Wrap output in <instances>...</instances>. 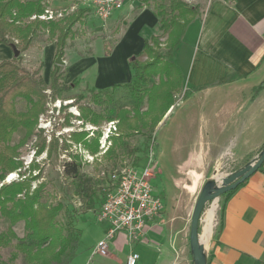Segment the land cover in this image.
Returning <instances> with one entry per match:
<instances>
[{
  "label": "crops",
  "instance_id": "0c3cea01",
  "mask_svg": "<svg viewBox=\"0 0 264 264\" xmlns=\"http://www.w3.org/2000/svg\"><path fill=\"white\" fill-rule=\"evenodd\" d=\"M48 4L57 7L55 10L73 12L69 0H49ZM79 5L87 11L85 21L92 10L89 5ZM138 5L132 0L114 12L109 22L129 20L115 35L114 44L104 51L101 47L97 57L80 55L66 43L60 67L64 84L89 72L95 91L133 80L130 61L141 57L143 42L158 33V19L150 9ZM39 43L41 76L47 82L56 54L55 40ZM34 45L33 40L21 55L22 62ZM11 59L12 50L0 45V62ZM171 61L183 81L162 140H168L171 155L179 158L174 168L177 184L185 188L195 183L194 190L187 192L198 196L217 190L225 178L256 162L264 147V0L213 2L187 26ZM156 145L157 155H162L161 145ZM168 193L160 216L146 224L139 242L130 243L124 234L116 235L102 256L95 252L102 232L70 264H125L131 252L138 254L137 264H196L185 207L173 203ZM199 236L205 264H264V163L228 197L219 221L212 218L207 238L202 233Z\"/></svg>",
  "mask_w": 264,
  "mask_h": 264
},
{
  "label": "trees",
  "instance_id": "16d2710c",
  "mask_svg": "<svg viewBox=\"0 0 264 264\" xmlns=\"http://www.w3.org/2000/svg\"><path fill=\"white\" fill-rule=\"evenodd\" d=\"M43 2L44 0H0V45L10 49L14 47L20 53L17 58L0 62V145L6 144L19 129L24 130L25 138L31 135L39 116L44 111L46 91L49 90L53 98L61 97L63 93L76 88L79 83L78 79L68 85L60 83L61 68L57 65H54L50 72L48 85L42 76H38L36 72L30 74L21 67V55L28 51L41 30H46L55 40V56L58 54L62 56L72 28L77 23H82L85 18L86 10L79 9L62 20L41 21L37 17L45 10ZM140 2L147 8L150 2L155 3L152 12L158 19L160 35L151 36L143 42L141 54L145 56V61L137 58L130 61L133 80L129 84L114 85L103 91L91 90L96 93L95 95L107 96L116 88L123 87L130 91L134 102L131 113L123 110L116 112L117 136L111 137L112 146L103 155L104 161L117 159L119 150L123 153L127 152L128 155L136 154L137 150L129 148L130 138L141 132L153 131L172 107L173 96L180 93L182 86V75L171 61L172 54L180 45L187 26L199 16L196 8L188 6L182 0H140ZM32 17L36 18L32 19ZM161 36H166L163 43H160ZM155 76L158 82L147 86ZM17 99L27 103L25 111H16L14 103ZM144 100L146 107L142 110ZM80 116L94 124L99 122V118L88 109H82ZM87 136L88 133L81 132L73 133L71 137L95 155L98 152L99 135L91 141ZM15 148L6 147L0 150V182L6 174L16 170L13 161ZM143 155L136 158L135 165L142 161ZM77 157H72L70 162L62 165V174L71 180L75 195L84 200L88 212L99 203L96 194L98 185L93 178L81 174V163ZM29 183L30 181H25L0 187V215L8 221L6 231L0 234V247H10L11 241L17 239L13 226L24 221L27 230L25 238L28 242L20 241L15 245V249L23 254L27 264H69L76 255L79 237L72 230L66 234L62 232L56 224L62 209L61 205L50 206L41 202L43 186L30 192ZM22 191H24L23 198L17 199V195ZM233 192L234 190L221 196V211ZM80 232L79 229V236Z\"/></svg>",
  "mask_w": 264,
  "mask_h": 264
},
{
  "label": "rangeland",
  "instance_id": "374dc122",
  "mask_svg": "<svg viewBox=\"0 0 264 264\" xmlns=\"http://www.w3.org/2000/svg\"><path fill=\"white\" fill-rule=\"evenodd\" d=\"M48 1L49 0H44V9L49 6L47 3ZM69 1L73 2L71 0ZM136 1H138V6H142L140 0ZM182 1L188 6L196 8L199 12V16H201L209 9L213 2L218 0ZM80 3L81 2L79 1L73 3L74 10L72 13L68 14L69 16L77 12L79 8L81 9L82 6L79 5ZM77 5H79L78 8L76 7ZM148 6V9L152 11L155 3L150 2ZM50 8L52 10L57 9V7H54L53 5L50 6ZM88 8H90L89 10H92V7ZM68 15L65 17H68ZM109 19L101 20L91 12L86 16L85 21L77 23L72 28V32L66 41V43H68L66 46L78 50L80 55L87 53L97 57V55H100L101 53V47L104 51V48H107L108 50V48L114 44L116 40L115 35L119 34V32L125 28L127 21L129 20L119 18L116 22L111 23L109 22ZM157 35H160L159 31ZM165 38L166 36H161L160 43H163ZM51 40H53V38L49 36L47 31L41 30L34 38L35 45L32 50L23 57L21 67L28 73L32 74L36 72L38 76L41 77V75L44 74H41L42 63L41 60H39L42 47L36 46L40 44L39 42L43 44ZM56 57L57 56H55V58ZM138 59L141 61L146 60L144 55H141ZM54 60L53 66L55 65ZM87 74L88 73H86V76L79 79L76 88H73L67 93H63L61 97L53 98L50 91H46L47 99L44 111L39 116L37 125L31 135L25 138L24 130L19 129L13 133L6 144L0 145L1 151L6 147H16L13 149V161H15L16 170L13 173L6 174L4 179L0 182V187L11 183L19 184L21 182L30 181V192H33L39 186H43L41 202H45L50 206H56L57 204L61 205L62 209L60 215L56 219L57 226L64 234L69 230H72L79 237L76 245V255L70 263L77 258L78 252L84 251L87 247L95 243L96 240L101 237L102 232H104V225L96 222V213L99 211L101 203L108 192V186L106 183L108 173L118 168L120 165L134 164L136 158L141 157L144 150L148 145L152 144V142L155 144L159 143L163 152L162 155H157V145L155 146L157 170L155 172V177L151 180V185L153 189H155V195L162 200H165L166 192L169 191L171 194V201L177 203L179 206L183 205L185 207L189 223L196 200L199 196V194L198 196L196 195L197 197L188 194L186 187L183 188L177 184V180L174 177V168L179 158L178 156L171 155L168 140H162L163 135H166L168 132V117L170 111L175 107L174 105L179 100L181 91L177 95L178 98L173 96L172 108H170L162 123L160 125L158 124L159 126L157 125V127L151 132H141L130 138L128 141L129 148L137 150L136 154L128 155L127 152L123 153L119 150L117 159L104 161L102 160L103 158L100 160L101 157H97L94 158L93 162L90 164L84 162V156L80 155V152L85 150L87 154H92L89 149H85L81 143L78 144V142L71 137L72 134L86 132L85 130L94 127L96 130H94L93 136H90L87 139L91 141L99 135L98 141H100L102 135L106 133L105 129L109 123L108 119L114 120L118 123L117 118H115L117 114L116 112L123 110V112L131 113L134 104L130 91L123 87L116 88L107 96L95 95L96 93L91 91L93 89L90 86L92 73L89 72V74ZM157 82L158 78L155 76L149 81L147 86ZM60 83H63L62 77ZM46 84H49V80ZM14 106L16 111L23 112L27 108V103L24 100L17 99ZM145 107L146 100L143 101L141 106L142 110H145ZM82 109L90 110L91 113L99 118V122L94 124L88 120L85 121L82 119L80 116V111ZM110 142L111 148L112 141L110 140ZM79 145L81 146L80 151L78 147ZM63 148L67 150L70 155H68V152ZM49 150L50 155H48ZM74 156H78L77 159L81 163V174L93 178L98 185L96 187L98 190L96 194L99 203L94 209L88 212H86L84 200L75 195L74 186L71 180L65 178L62 174V165L66 162H70L72 160L71 158ZM145 165L146 161L142 160L139 163V169L143 168ZM11 176L13 177L9 180V177ZM34 178L36 179L31 180ZM215 191L216 189L212 190L210 193H214ZM23 195L24 191L17 195V199H22ZM78 202L81 203L80 207L77 205ZM221 206V197L205 205L198 226V235H201L207 213L212 207H215L212 218H216L217 222L219 221ZM7 227L8 221L0 215V234L4 233ZM78 227L81 231L80 236ZM12 229L15 232L17 239L11 241L10 247H0V264H27L23 254L17 252L15 249V245L20 243V241H25V243L28 242H26L25 238L27 230L24 221L18 222Z\"/></svg>",
  "mask_w": 264,
  "mask_h": 264
},
{
  "label": "built area",
  "instance_id": "2783aa9c",
  "mask_svg": "<svg viewBox=\"0 0 264 264\" xmlns=\"http://www.w3.org/2000/svg\"><path fill=\"white\" fill-rule=\"evenodd\" d=\"M81 2L84 6L92 7L93 14L101 19L111 18L114 12L121 9L125 4L132 0H71ZM74 7L72 6V9ZM68 12L63 10H52L47 7L37 18L41 21H56L63 19ZM36 17H32L35 19ZM116 121H109L106 126V133L102 135L98 153L96 155L87 154L85 150L80 152L84 156V162L90 164L94 158L106 154L110 148L111 137L117 136ZM96 128L90 127L85 130L88 133L87 138L93 136ZM79 151L81 146L79 145ZM146 165L139 169L137 165H120L107 175L108 192L105 195L99 211L96 213V222L103 224L106 228L104 237L98 242L95 252L102 256L107 253L109 241L116 235L124 234L130 243H136L143 237L146 224L158 218L163 210L162 199L155 195V189L151 185V180L155 177L157 170L155 143L152 142L146 149L142 158ZM99 161V160H98ZM79 207L81 203L77 204ZM138 254L131 252L125 261V264H137Z\"/></svg>",
  "mask_w": 264,
  "mask_h": 264
},
{
  "label": "water",
  "instance_id": "95a60500",
  "mask_svg": "<svg viewBox=\"0 0 264 264\" xmlns=\"http://www.w3.org/2000/svg\"><path fill=\"white\" fill-rule=\"evenodd\" d=\"M12 54L14 58L20 56L19 51L16 48H12ZM55 65L63 66L62 56L58 54L55 61ZM264 163V148L261 151L256 162L246 166L242 170L234 173L233 175L225 178L222 181V185L214 193L202 192L197 200L190 220V245L193 254V259L196 264H205L202 258V248L200 245V236L198 235V226L201 221L202 211L207 203L213 202L224 194L235 190L239 185L245 182L250 176L257 172Z\"/></svg>",
  "mask_w": 264,
  "mask_h": 264
},
{
  "label": "bare ground",
  "instance_id": "6f19581e",
  "mask_svg": "<svg viewBox=\"0 0 264 264\" xmlns=\"http://www.w3.org/2000/svg\"><path fill=\"white\" fill-rule=\"evenodd\" d=\"M13 176L9 177V180L12 179ZM197 181V179H196ZM195 183H193L191 186H187V191L192 192L194 190ZM215 204V203H214ZM215 206V205H214ZM215 207H212L211 210L207 213V217L205 219V225L202 231V238L205 239L207 236L210 234L211 230V223H212V216H213V211ZM209 239V238H208Z\"/></svg>",
  "mask_w": 264,
  "mask_h": 264
}]
</instances>
